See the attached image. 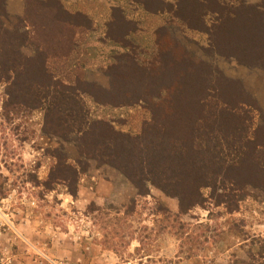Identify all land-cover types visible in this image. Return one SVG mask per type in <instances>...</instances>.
<instances>
[{"label":"rangeland","instance_id":"obj_1","mask_svg":"<svg viewBox=\"0 0 264 264\" xmlns=\"http://www.w3.org/2000/svg\"><path fill=\"white\" fill-rule=\"evenodd\" d=\"M6 1L0 4L5 11L0 13V48L17 44L27 59L28 71L16 81L0 80V264H243L241 259L232 258L236 256L234 251L239 252L237 244L246 239L244 231L249 230L242 228L243 224L253 226L264 216V111L243 89L244 80L256 81L261 74L259 70L251 74L250 67L264 68V0H185L182 15L192 16L195 9L214 24L210 42L203 39L200 48L185 39L190 48L201 53V64L194 67L190 59L182 58L181 50L175 47V55L170 48L164 69L153 71L155 76L147 82L141 76L145 77L144 68L152 57L147 54L149 49L141 46L134 53L141 69H133L127 64L130 61L123 58L111 68L123 69L113 75L112 84L118 92L110 97L102 95L98 87H108L109 79L102 66L112 60L104 48L92 46L98 35L82 34L74 40L76 28L66 24L60 11L59 22L49 17L47 8L57 10L51 1H26L24 15H19L15 0ZM75 21L88 25L82 19ZM49 23H53L52 28H47ZM176 28L173 32H177ZM46 60L49 72L56 78L49 84L57 87L68 81L101 103L122 102V110H101L91 96H82L92 121L109 122L115 130L132 137H140L146 125L154 123L152 110L158 111L156 120L169 122L161 112L167 107L163 103L166 90L176 85L181 89L172 90L171 99L180 113L170 123L184 125L188 122L186 117L191 121L195 113L180 111L188 106L180 104L179 94L193 83L194 71L199 76L196 83L214 80L224 96L223 102L231 107L246 109L242 102L257 106L247 115L237 112L228 119L231 131L230 127L239 122L250 126L246 122L249 118L255 137V145L234 174L236 185L242 189L234 195V200H240V214L229 213L224 206L216 207L209 188L202 191L201 205L180 214L177 198L151 186L138 189L116 167L83 155L78 135L45 134L44 112L33 111L18 101L27 97L26 84L44 77L41 70ZM136 83H142L144 88L134 87ZM122 87H127L128 93ZM144 89L148 90L149 100L124 105L135 101L133 97L139 91L144 94ZM155 90L164 91L165 97H151ZM187 92H191L190 86ZM190 108H194L192 104ZM172 124L168 135L180 137L182 126L172 128ZM152 132L154 139H160L159 130ZM252 153L262 156L259 163L250 159ZM135 156L131 154L128 159L132 161ZM140 156L149 157L150 150ZM142 161L132 163L130 170L140 174ZM61 162L76 167L78 178H72ZM64 176L68 181H60ZM252 241L254 245L248 243V250L264 253L261 239Z\"/></svg>","mask_w":264,"mask_h":264},{"label":"trees","instance_id":"obj_2","mask_svg":"<svg viewBox=\"0 0 264 264\" xmlns=\"http://www.w3.org/2000/svg\"><path fill=\"white\" fill-rule=\"evenodd\" d=\"M139 1L145 6L148 5L146 0ZM181 3L183 6L185 0ZM181 3L178 8L173 9L171 7L170 9V11H174L177 17L181 16L182 13ZM0 4H4V0H0ZM51 4L57 7V10L47 8L48 15L56 18V21L59 22L58 15L62 10L61 5L55 0L51 1ZM55 11L56 14H54ZM4 12V8L0 7V13L3 14ZM213 13L218 15L219 12L214 11ZM23 20L28 21V14ZM47 25H49L47 28L53 27V23ZM34 28L36 27L34 26ZM37 31L38 29L34 31L36 36L38 35ZM19 49L17 44H7L0 48V80L16 81L28 71L27 59ZM171 49L177 55V50L174 47ZM47 62L46 60L42 65L41 73L44 77H40L36 81L31 79L34 82L26 84V99L23 101L20 98L18 101L33 111L44 112L43 130L45 134L60 137H66L70 134L78 135L79 147L83 155L91 156L98 162L116 167L138 189L151 186L159 189L166 196L177 198L180 214H185L201 205V201H203L202 191L205 188L211 189L214 193L211 199L216 207L224 206L229 213L238 210L240 200H234L236 197L234 195H237L242 189L236 185L238 183L237 175L234 174H237L246 153L255 145V137L249 118L246 119V122L250 123V126L239 122L230 127L231 131L228 130V119L235 116L237 112L247 115L251 108L254 109L257 106L242 102L241 104L246 109L231 107L228 102H223L222 97L224 96L212 79L205 84L200 83V85L196 84L195 86L191 83L189 85L191 92H187L189 86H185V93L179 94L180 104L185 103L188 106L187 109L180 111L193 112L195 116L191 121L186 117L185 120L188 122L184 125L181 123L172 124L170 122L175 120L180 113L176 107L177 104L171 99L174 95L171 91L177 89L179 92L181 89L180 86L176 85L167 89L163 102L166 103L167 107L162 109V112L160 111L162 115L165 113V119L169 122L163 121L161 118L160 123L159 120H156V112L158 113V111L152 110L154 123L146 125L147 128L140 137H132L115 130L109 122L92 121L89 118V112L82 96L86 94L97 100L93 94L86 91L82 92L74 85L68 84V81L66 84L63 82L57 87L53 83L49 84V80L51 82L56 78L49 72ZM138 64L137 62L135 68H139ZM211 76L214 77V74ZM75 81L78 83V79ZM140 88L143 89L144 86H140ZM144 92L142 94L143 92L139 91L140 94L133 97L135 101H127L124 105L134 104L139 100H149L147 99L149 96L147 90L144 89ZM126 97L127 100L130 99L128 96ZM184 98L189 99L185 100ZM191 104L194 108H190ZM118 105H123V103ZM170 124H172V128L176 125L182 126L183 131L180 137L168 135ZM152 130H159L161 134L158 137L160 139H154ZM101 137L103 139L99 143ZM93 138L97 140L92 141ZM148 150H150V156L143 159L140 153ZM235 152L236 154L233 155ZM131 154L136 155L132 161L128 159ZM260 157L262 156L253 154L250 159L259 163ZM139 159L143 160L140 164L141 172L136 174L130 168L132 163L136 165ZM60 166L66 168L72 178H78L76 167L66 162H61ZM64 177L60 181H68L69 178ZM218 191L223 193L218 194ZM250 261V264H264V261L257 259L252 254ZM241 262L245 264V261L241 260Z\"/></svg>","mask_w":264,"mask_h":264},{"label":"crops","instance_id":"obj_3","mask_svg":"<svg viewBox=\"0 0 264 264\" xmlns=\"http://www.w3.org/2000/svg\"><path fill=\"white\" fill-rule=\"evenodd\" d=\"M8 1V0H7ZM6 1V2H7ZM18 4V13L19 15L25 14V2L26 0H15ZM40 2L53 1V0H38ZM61 5V13L66 18V24L71 26V29L76 28V34H73V39L76 40L82 34L89 35L93 33L98 35V41L93 43L92 46L105 49L106 55L109 53L112 60L110 64L104 63L102 66L105 70L104 75L109 79L108 87L99 85V92L106 97H110L116 88L112 84L113 75L120 74L122 72L121 67L113 68L118 64V60L123 58L129 66L135 69L137 65V59L135 56V51H139L141 46L149 49L147 52L148 55H151L150 62L147 63L144 68V75L141 76V79L145 81H150L154 76L153 71H158L161 67V71L164 69V64L166 65V56L168 50L171 47H176L182 52V58H187L192 61L194 67L201 64V53L196 52L189 45L188 42H185V39H190L194 46L201 47L203 39H208L212 33L213 21L206 19V15H203L201 11L193 10V15H185L177 17L174 14V11H170L171 7L174 9L178 8L179 4L183 0H146L148 5H143L139 0H55ZM150 8H148V7ZM182 6V3H181ZM6 9L10 12L8 5ZM182 12V11H181ZM190 17V18H189ZM75 19H82V21L87 22V27L79 25ZM191 19H193L191 22ZM197 19V24H196ZM76 22V24H75ZM89 26V27H88ZM178 27V28H176ZM173 28H176L177 32H173ZM204 28V29H203ZM179 34V35H178ZM137 42V43H135ZM140 43V44H138ZM189 46V47H188ZM148 48V49H147ZM175 48V49H176ZM131 50V51H130ZM133 52V53H132ZM114 53V54H113ZM116 62L112 64V61ZM98 62V61H97ZM100 64V62H98ZM101 65V64H100ZM133 65V66H132ZM139 68L142 66L140 64ZM252 71H249L251 74H255L253 71H261V74H258L256 81L249 82L248 80L243 81V89L245 90L246 95H248L256 104L259 106L261 111H264V68L260 67H250ZM217 68L214 67V72L216 73ZM251 70V69H250ZM190 73H192L190 71ZM67 74V73H66ZM144 77V78H142ZM77 78H75L76 80ZM135 79V77H134ZM180 79H183L182 77ZM199 79V76L192 74L191 80L193 81L194 86L196 80ZM140 81V79H138ZM134 86L139 88L142 83H136ZM131 83H129V86ZM134 85V84H133ZM120 88V87H119ZM123 88V87H122ZM150 88V87H149ZM148 88V89H149ZM121 89V88H120ZM128 93V88L125 87L122 89ZM165 90V89H164ZM156 94L151 95V97L157 98L158 96H165L164 91L155 90ZM167 91V90H166ZM118 92V91H116ZM148 92V90H147ZM161 92V93H159ZM98 93V92H97ZM93 103L101 109L107 110H122L124 106L114 105L111 102L101 103L95 100L91 96ZM234 214H240L239 209L234 212ZM260 220L253 226L247 225V222L243 224L244 229H249L248 232L244 231L246 239L242 240L237 244L239 247V252L234 251L236 255L232 258L241 259L246 261L250 259V255H254L259 258L261 261H264V253L260 254L255 252V250H248L251 245H254L251 240L259 238L261 242L264 243V216L259 218ZM249 221V220H246ZM249 226V227H248ZM258 232H256V230ZM249 233V235H246ZM243 247H240L241 245ZM252 245V246H253ZM245 249L248 250L247 253ZM242 253V254H241Z\"/></svg>","mask_w":264,"mask_h":264}]
</instances>
